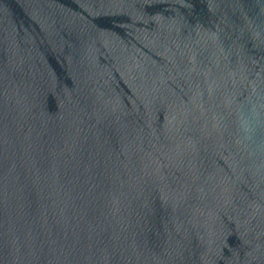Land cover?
<instances>
[{"label": "water", "instance_id": "water-1", "mask_svg": "<svg viewBox=\"0 0 264 264\" xmlns=\"http://www.w3.org/2000/svg\"><path fill=\"white\" fill-rule=\"evenodd\" d=\"M0 264H264V0H0Z\"/></svg>", "mask_w": 264, "mask_h": 264}]
</instances>
